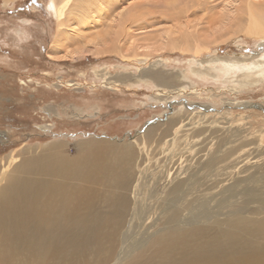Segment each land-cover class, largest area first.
<instances>
[{"label":"rangeland","instance_id":"1","mask_svg":"<svg viewBox=\"0 0 264 264\" xmlns=\"http://www.w3.org/2000/svg\"><path fill=\"white\" fill-rule=\"evenodd\" d=\"M55 1L60 20L50 0H0V188L17 165L52 146L73 160L127 147L142 157L140 170L155 166L161 148L178 157L193 151L201 129L195 138L205 140L206 162L231 152L243 159V178H255L249 188L260 185L264 76L209 64L263 68L264 33L249 31L247 8L264 12V0ZM223 168L206 163V176Z\"/></svg>","mask_w":264,"mask_h":264},{"label":"bare ground","instance_id":"2","mask_svg":"<svg viewBox=\"0 0 264 264\" xmlns=\"http://www.w3.org/2000/svg\"><path fill=\"white\" fill-rule=\"evenodd\" d=\"M49 9L61 19L55 0ZM247 10L249 31L264 33V12ZM210 60L221 73L234 67L264 76L255 61ZM204 133H193V151L178 157L161 148L155 166L140 170L142 157L127 147L112 152L119 156L73 160L52 146L17 165L0 188V264H264V179L249 188L253 176L243 178V159L231 152L206 162ZM206 163H222L223 173L210 168L206 176ZM229 173H238L231 182Z\"/></svg>","mask_w":264,"mask_h":264}]
</instances>
